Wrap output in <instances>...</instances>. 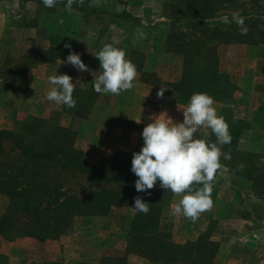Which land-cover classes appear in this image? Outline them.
I'll list each match as a JSON object with an SVG mask.
<instances>
[{"label":"rangeland","instance_id":"rangeland-1","mask_svg":"<svg viewBox=\"0 0 264 264\" xmlns=\"http://www.w3.org/2000/svg\"><path fill=\"white\" fill-rule=\"evenodd\" d=\"M171 2L173 0H93L91 7L94 11L86 12L75 9L65 10L62 7H57L53 11L54 9L46 7L43 2L37 0H0V127L20 128L32 115L58 118L65 125L76 126L80 133L83 125L86 124L84 135L78 143L84 145L91 162L106 164L112 155L115 157L118 153H122L120 156H133L134 151L141 148L144 141L140 130L142 131L143 127L154 118L153 114L166 111L169 116L175 118V121H181L183 119L181 108L187 106L188 97H183L179 93L172 97L165 95L164 92L163 104L149 98L158 97L160 87L173 88L169 84L170 80L161 77L162 74H167V69H171L175 74L179 70L183 71L184 67L185 58L182 52L166 55L165 59L162 57L160 63H156V53L163 50L158 38L162 39L163 34L168 31L179 36L174 38L173 42L186 47L190 44V48L198 44L201 49L206 50L207 41L205 45L199 42L207 40L206 37L211 35L210 31L207 34V26L213 28L223 14L231 17L233 11L239 14L244 11L240 9L239 2L235 1L222 7L216 11L215 17L205 19L202 21L203 24L199 25V20L189 22L178 17L179 13L173 9ZM247 8L249 12L258 13L262 12L264 5L251 4ZM255 22L264 32V17H260ZM50 32L66 37L58 56L52 60L39 59L32 64L28 69L24 87L12 91L4 86L5 66L9 63L19 64L18 62L23 61V57L34 47L48 48L50 40L47 36ZM258 39L252 44H242L239 47L227 46L230 45L229 42L227 44L225 41L221 42L223 50L226 49L228 54L232 53L237 58L231 60V67L241 75L238 88L242 89L243 94L240 95L242 102L241 100L238 102V114L250 122V127L242 134L240 147L255 152L254 160L241 162L237 166L222 165L219 168L215 176L216 180L211 182L213 204L209 209L201 212L196 220L193 221L182 213L172 212L181 194H174L170 201L165 203L161 220L162 229L167 231L177 243H184L208 228L213 239L220 242L216 257L219 264H264V37L258 35ZM213 40V38L209 40L211 45L216 43V40ZM108 42H114L125 51L126 55L130 54L135 58L134 62L139 69L137 72L140 71L144 81L147 78L144 73L147 72L146 76L152 78V74L155 73L162 82L159 84L148 82L152 86L142 87L144 88L142 96L134 94V98L149 99V101L135 99L138 101L137 104L128 101L133 96L128 92H120L116 96H113V93L105 94L100 97L101 93L93 89L97 96L91 100L88 114L84 118L74 120L72 115L63 112L62 103L57 104L47 98V91L52 86L47 77L56 72L69 73L75 83L74 88H88L92 73L100 66L99 58L94 52L99 51ZM69 43L71 48L66 47ZM72 50L81 54L82 59L89 66L87 70L81 71L71 63L63 62ZM174 56L179 58L182 56V68L179 66L181 65L179 59L177 61ZM144 58L148 61L146 68H144ZM235 97L237 98L236 94ZM114 100L128 101L122 103L124 107L136 105L139 108L132 111L116 110L114 107L112 110L110 106L113 105ZM259 108L260 111H257ZM91 113L97 114L95 126L90 125ZM112 113L117 116H111ZM136 119L141 120L137 122ZM105 123L133 130L104 131ZM209 130L211 129L201 127L196 134L206 133ZM0 160L2 161L0 166L3 167H13L14 164L23 162L9 140H5V151L0 154ZM49 167L46 171L52 179H58L63 189L71 190L81 196L86 195L91 189L84 174L67 168L60 169L55 163ZM6 205L7 196L0 195V212ZM132 214V208L116 206L107 219L100 215L82 217L76 224L79 226L77 239L72 244L68 239V246L80 247L85 259L100 256V261L106 255H119L121 244L126 243L127 249L128 221ZM95 218H99L98 221ZM92 227H97L98 230L95 232ZM105 244L111 247H107L103 252L101 246ZM146 259L151 264H161ZM89 263L96 262L83 261L82 264Z\"/></svg>","mask_w":264,"mask_h":264},{"label":"trees","instance_id":"trees-1","mask_svg":"<svg viewBox=\"0 0 264 264\" xmlns=\"http://www.w3.org/2000/svg\"><path fill=\"white\" fill-rule=\"evenodd\" d=\"M92 1L73 0L71 8H68L65 6L66 0H56L55 6L51 8L53 11L57 7H62L65 10L93 12ZM235 1L239 2L240 9L244 11L240 15L246 18L245 24L248 27L246 33H242L240 26L234 21L225 24L219 20L213 28L207 26V34L210 31L211 35L206 37L207 40L199 42L205 45L207 41L206 50L201 49L198 44L192 45L193 48L189 47L190 44L189 48L177 44L173 41L179 36L170 32L167 36V47L182 52L185 58L182 75L169 84L183 97L189 98L193 92L205 91L223 104L220 114L229 124L232 139L230 143L221 146L223 152L230 153V158L225 159L222 155L220 167L251 162L256 153L240 147V139L250 127V122L238 114V101L235 97L238 85L228 72L220 69L217 47L224 41H258V35L264 37L263 30H260L255 22L264 16V8L258 13L249 12L247 8L251 4L264 5V0L171 2L173 9L179 13L178 17L189 22L199 20V25H202V21L215 17L216 11ZM47 37L50 40L48 48L34 47L23 57V61L18 62L19 64L9 63L5 66L4 86L12 91L24 87L28 69L32 64L39 59L52 60L58 56L66 37L55 32H50ZM210 38L216 40V43L211 45ZM33 53L35 55H32ZM146 73L144 75L147 82L156 84L162 82L155 73L152 74V78L146 76ZM92 84L88 88H74L73 96L77 103L72 108L63 104V112L72 115L74 120L84 118L90 110L91 100L97 96L93 92ZM196 135L207 136L211 141L216 140L215 133L211 130ZM78 136L79 129L76 126L65 125L58 118H46L41 115L28 117L20 128L0 127V154L5 151V140H9L23 161L14 164L13 167L0 166V195L7 196V205L0 212V233L3 237L8 240H16L19 237L58 239L70 232L77 217L107 216L116 206L130 207L133 214L128 221L126 253L106 255L99 262L89 264H129V253L139 254L161 264H219L216 257L220 242L213 239L208 228L184 243L175 242L170 234L162 229L164 205L175 193L170 189L161 188L159 181L153 188L138 192L135 188L137 176L131 170L132 155L127 157L118 153V156L112 155L106 164L93 163L89 159L88 151L77 142ZM52 163L57 164L60 169L67 168L84 174L91 186L89 192L81 196L63 189L58 179H52L46 171ZM137 195L148 201L150 210L147 213L139 212L131 206Z\"/></svg>","mask_w":264,"mask_h":264},{"label":"clouds","instance_id":"clouds-1","mask_svg":"<svg viewBox=\"0 0 264 264\" xmlns=\"http://www.w3.org/2000/svg\"><path fill=\"white\" fill-rule=\"evenodd\" d=\"M43 4L51 8L56 0H43ZM72 4L73 0H66L65 6L71 8ZM218 19L225 24L234 21L242 33L248 31L246 18L236 11L232 12L231 17L223 14ZM66 47L72 46L69 43ZM94 54L99 58L102 69L98 74L94 71L92 86L96 92L119 94L133 87L137 68L122 48L108 42ZM63 62L71 63L81 71L89 67L75 50L70 51ZM47 79L52 85L47 91V98L69 108L75 107V83L71 74L56 72L49 74ZM164 92L165 87H161L157 94L163 96ZM181 109L183 119L179 122L166 111L153 114L154 118L142 129L144 142L133 153L131 170L137 176L135 188L138 192L153 188L159 181L161 188L181 194L172 212L182 213L194 221L213 204L211 181L220 167L221 156L230 158V153L223 152L221 146L230 143L232 137L228 122L218 112L214 97L209 93L193 92L187 106ZM201 127L210 128L216 140L196 135ZM131 206L139 212L147 213L150 210L148 201L140 195L134 198Z\"/></svg>","mask_w":264,"mask_h":264},{"label":"crops","instance_id":"crops-1","mask_svg":"<svg viewBox=\"0 0 264 264\" xmlns=\"http://www.w3.org/2000/svg\"><path fill=\"white\" fill-rule=\"evenodd\" d=\"M264 17V16H263ZM168 30H170L168 28ZM169 32L167 31L165 34H163V38H158L159 43H161V46L163 48V50L159 51L156 53L155 55V59H156V63H160V61L166 58V55H171V53H177L178 51H173L172 49H169V47H167V36H168ZM230 45L227 46H235V47H239L242 44H252L254 43L253 40L249 41V40H237V41H233V42H229ZM227 44V42H226ZM218 53H219V65L221 70L228 72L232 78L233 81H235L238 86H239V78H241V75H238L237 71H235L234 68H232L231 66V60L233 61L234 59L237 60V58H235L233 56L232 53L228 54V51L226 49L223 50L222 48V44L219 43L218 45ZM162 53V54H161ZM179 53V52H178ZM234 53V52H233ZM127 58H129L134 64L136 62L135 58H133L130 54L126 55ZM159 57V58H158ZM177 58V61L179 59L181 65H179L182 68L183 65V59L182 56L181 58H179V56H174ZM146 58H144L145 61ZM148 59V58H147ZM176 61V59H175ZM235 62V61H234ZM148 63V61H145V67L146 68V64ZM178 63V62H177ZM137 65V64H135ZM137 71L139 70L138 67L136 66ZM167 69V66H166ZM102 69H100V66L96 69V73L98 74ZM160 71V70H159ZM167 74H160L161 77H163L167 80L170 81H176L180 78V76L182 75V70L177 71V73L173 74V72H171V69H167ZM140 72V71H139ZM137 72L134 81H133V89H127L124 91H121V93H126L128 92L129 94L133 95L131 97V99H129L128 101H130L131 103L135 102L136 104L138 103V101H136L134 98V94H139L140 96H142L144 94V92L142 90H144V88L147 87H151L152 85L150 83H148L147 81H144L142 79L141 74ZM161 73V72H158ZM164 73V72H163ZM92 79L94 78V73H92ZM142 81H141V80ZM91 84L93 83L92 80ZM143 84V85H139V84ZM90 84V85H91ZM89 85V86H90ZM88 86V87H89ZM140 87V89H136V87ZM144 87V88H142ZM240 87V86H239ZM161 88V87H160ZM109 95L112 93H101L99 96L101 97V95ZM120 94V93H119ZM118 94V95H119ZM176 94H178V92L176 90H174L173 88L170 89L168 87L165 88V95H171L172 97H174ZM236 96H237V100L238 102H240L241 97L240 95H242V89L238 88V90L236 91ZM117 94H114L113 96H116ZM151 100L156 101L157 103L163 104L164 100H163V96H158L156 98L154 97H149ZM140 101H149L148 98H140L137 99ZM128 101H117L114 100L113 101V105L110 106V108L113 110L114 107L116 110H123V109H130L132 111H134L135 109H138V106H130L129 108L127 106H122L123 102H128ZM215 101V104L218 108V112H221L222 109V102L221 101ZM116 102V103H115ZM242 102V100H241ZM247 103V102H246ZM247 106V105H246ZM124 107V108H123ZM111 110V112H113ZM257 111H260V108L257 109ZM113 115V117H116L117 115L115 113H112L111 116ZM244 115V114H243ZM119 116V115H118ZM96 117L97 114L91 113V115L89 116V119L92 120V122H90V125L95 126L96 125ZM245 117V116H244ZM175 119V118H174ZM100 124V123H98ZM86 124L83 125V128H81V133L79 132V136H78V140L80 141V138H82V136L84 135V126ZM104 127V131H110V132H123L126 130H133L130 128H126V127H118L116 124H111V123H105L103 124ZM125 128V129H123ZM140 132H142L140 130ZM77 140V142H78ZM82 144V143H81ZM84 147V145H81ZM85 148V147H84ZM220 175V174H219ZM216 178L213 180L215 181ZM109 215L107 216H103L102 218L107 219ZM82 217H77L75 219V223H74V227L72 229V231L69 234H65L62 235L59 239H47V240H38L36 238L33 237H23V238H18L14 241H8L6 239L3 238V236H1L0 233V264H50L51 262H60L62 264H82L83 261H88V262H98L100 259V256L98 258H94V257H90V259H85L84 258V252H82L81 248L78 246H72L69 247L68 246V239L71 241V244L75 242V240L77 239V233H79V226L76 224L79 223V220ZM98 219L99 218H95ZM82 226V225H81ZM93 231L98 230L97 227H92ZM96 232V231H95ZM105 235V234H104ZM107 247H111L110 245L105 244V246H101V248L103 249V252H105V250L107 249ZM80 248V249H79ZM126 251V243L121 244V248L119 249V255L124 254ZM128 263L129 264H151L149 263V261L138 254L135 253H130L128 255Z\"/></svg>","mask_w":264,"mask_h":264}]
</instances>
